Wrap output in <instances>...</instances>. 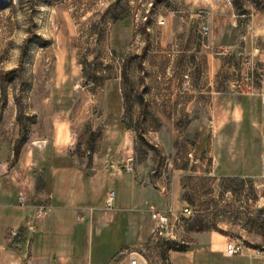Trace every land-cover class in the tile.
<instances>
[{
  "label": "rangeland",
  "instance_id": "1",
  "mask_svg": "<svg viewBox=\"0 0 264 264\" xmlns=\"http://www.w3.org/2000/svg\"><path fill=\"white\" fill-rule=\"evenodd\" d=\"M263 76L264 0H0V141L114 161L116 198L139 175L170 212L145 264L202 233L264 252ZM234 96L244 123L216 130Z\"/></svg>",
  "mask_w": 264,
  "mask_h": 264
},
{
  "label": "crops",
  "instance_id": "2",
  "mask_svg": "<svg viewBox=\"0 0 264 264\" xmlns=\"http://www.w3.org/2000/svg\"><path fill=\"white\" fill-rule=\"evenodd\" d=\"M258 88L263 94L264 76ZM243 105L237 96L228 100L217 112L222 118L213 123L215 129L241 126ZM254 125L264 127V116ZM34 149L24 148L15 158L13 144L0 141V264H112L126 249L141 253L150 245L160 253L149 208H164L162 196L139 175L131 174L126 193L122 188L106 210L110 185L124 174L114 161L104 158L103 165L85 173L64 164L57 150L34 159ZM20 193L26 196L23 205ZM39 206L46 208L41 218ZM226 242L217 234H196L186 250H170L167 257L171 264H264V252L249 247L226 257Z\"/></svg>",
  "mask_w": 264,
  "mask_h": 264
},
{
  "label": "built area",
  "instance_id": "3",
  "mask_svg": "<svg viewBox=\"0 0 264 264\" xmlns=\"http://www.w3.org/2000/svg\"><path fill=\"white\" fill-rule=\"evenodd\" d=\"M228 2H231V0H227ZM207 31H208V26H206V24L202 25L201 27V32L203 33V35H207ZM224 52H227V50H221ZM245 82H253V78L252 76L250 78H245L244 80ZM129 164V163H128ZM126 172L130 173L132 172V165L129 164L127 165ZM19 203L20 205H23V203L26 200V196L23 194H19ZM115 199V192L110 191L107 193V198H106V203H105V209L106 210H111L113 207V202ZM46 208L44 206H39L38 208V214H37V218H41L44 213H45ZM182 212L186 215H189L191 212L188 208H184L182 210ZM168 213H170L169 211H158V210H153L151 209V219L155 222V229L153 230V239L154 240H159L162 241L165 237H166V227L169 221L168 218ZM244 250V247L241 243H237V242H230L228 244H226L225 246V256L226 257H234L237 255L242 254ZM145 252V251H144ZM121 256H124V258L129 260V264H142L141 260H143V264H145V259L144 257L141 256V253L135 252V251H130L129 249L124 250L123 252H121L120 254ZM153 264V263H152ZM154 264H171L169 258L167 257L164 260H162L161 256L160 259L155 258V263Z\"/></svg>",
  "mask_w": 264,
  "mask_h": 264
},
{
  "label": "trees",
  "instance_id": "4",
  "mask_svg": "<svg viewBox=\"0 0 264 264\" xmlns=\"http://www.w3.org/2000/svg\"><path fill=\"white\" fill-rule=\"evenodd\" d=\"M179 251H184L183 249H180Z\"/></svg>",
  "mask_w": 264,
  "mask_h": 264
}]
</instances>
